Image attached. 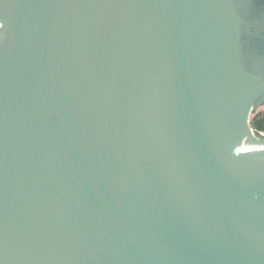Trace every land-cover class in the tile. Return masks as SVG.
<instances>
[{"label": "water", "instance_id": "95a60500", "mask_svg": "<svg viewBox=\"0 0 264 264\" xmlns=\"http://www.w3.org/2000/svg\"><path fill=\"white\" fill-rule=\"evenodd\" d=\"M1 16L0 264H264V152H241L264 81L232 0Z\"/></svg>", "mask_w": 264, "mask_h": 264}, {"label": "flooded vegetation", "instance_id": "af4514ba", "mask_svg": "<svg viewBox=\"0 0 264 264\" xmlns=\"http://www.w3.org/2000/svg\"><path fill=\"white\" fill-rule=\"evenodd\" d=\"M0 2V34L4 28ZM240 18V54L246 71L264 81V0H232ZM264 121V93L254 102L251 121Z\"/></svg>", "mask_w": 264, "mask_h": 264}, {"label": "bare ground", "instance_id": "6f19581e", "mask_svg": "<svg viewBox=\"0 0 264 264\" xmlns=\"http://www.w3.org/2000/svg\"><path fill=\"white\" fill-rule=\"evenodd\" d=\"M241 152L252 153V152H264V143L261 140L253 138L249 143H244L241 147Z\"/></svg>", "mask_w": 264, "mask_h": 264}, {"label": "built area", "instance_id": "2783aa9c", "mask_svg": "<svg viewBox=\"0 0 264 264\" xmlns=\"http://www.w3.org/2000/svg\"><path fill=\"white\" fill-rule=\"evenodd\" d=\"M252 112V109H251ZM251 112L248 118V129H249V139H259V140H264V130H259L255 127V125L251 121Z\"/></svg>", "mask_w": 264, "mask_h": 264}, {"label": "trees", "instance_id": "16d2710c", "mask_svg": "<svg viewBox=\"0 0 264 264\" xmlns=\"http://www.w3.org/2000/svg\"><path fill=\"white\" fill-rule=\"evenodd\" d=\"M254 125L257 129L264 130V121L263 120H261V119L255 120Z\"/></svg>", "mask_w": 264, "mask_h": 264}, {"label": "snow or ice", "instance_id": "6c2138e0", "mask_svg": "<svg viewBox=\"0 0 264 264\" xmlns=\"http://www.w3.org/2000/svg\"><path fill=\"white\" fill-rule=\"evenodd\" d=\"M0 2H2V0H0Z\"/></svg>", "mask_w": 264, "mask_h": 264}]
</instances>
